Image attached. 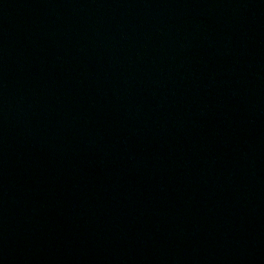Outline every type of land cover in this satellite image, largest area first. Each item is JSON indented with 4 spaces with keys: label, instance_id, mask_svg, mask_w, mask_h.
Segmentation results:
<instances>
[{
    "label": "water",
    "instance_id": "95a60500",
    "mask_svg": "<svg viewBox=\"0 0 264 264\" xmlns=\"http://www.w3.org/2000/svg\"><path fill=\"white\" fill-rule=\"evenodd\" d=\"M0 264H264V0H0Z\"/></svg>",
    "mask_w": 264,
    "mask_h": 264
}]
</instances>
